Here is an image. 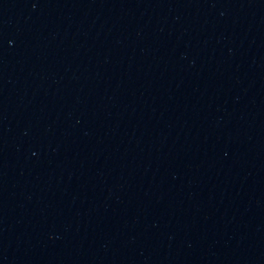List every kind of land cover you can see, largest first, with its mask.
Masks as SVG:
<instances>
[{"label":"water","instance_id":"obj_1","mask_svg":"<svg viewBox=\"0 0 264 264\" xmlns=\"http://www.w3.org/2000/svg\"><path fill=\"white\" fill-rule=\"evenodd\" d=\"M0 264H264V0H0Z\"/></svg>","mask_w":264,"mask_h":264}]
</instances>
